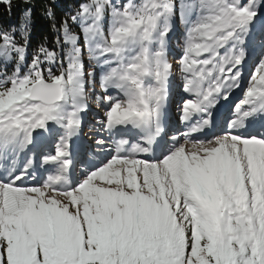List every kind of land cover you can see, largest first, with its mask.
I'll use <instances>...</instances> for the list:
<instances>
[{"label": "snow or ice", "instance_id": "snow-or-ice-1", "mask_svg": "<svg viewBox=\"0 0 264 264\" xmlns=\"http://www.w3.org/2000/svg\"><path fill=\"white\" fill-rule=\"evenodd\" d=\"M45 15L57 47L30 58L31 8L0 27V264H264V0H84L58 25ZM174 20L186 130L143 159L165 130ZM257 30L255 69L221 128ZM90 101L99 131L143 144L119 139L99 163L79 153Z\"/></svg>", "mask_w": 264, "mask_h": 264}, {"label": "trees", "instance_id": "trees-1", "mask_svg": "<svg viewBox=\"0 0 264 264\" xmlns=\"http://www.w3.org/2000/svg\"><path fill=\"white\" fill-rule=\"evenodd\" d=\"M84 2V0H32L30 5H25L23 0H13V5L10 11L6 10L4 6H0V27L9 28L10 26L17 25L20 17L24 10L28 7L32 10V33H31V43L29 45V58L31 57V52L34 48H36L37 44L44 43L50 48L57 47L54 44V37L57 35L56 31L51 27L50 20L45 15V8H50L56 17L57 25L59 24L61 19L70 17L73 15L79 5ZM174 27L177 32L176 38L170 35V56L171 60L175 63L173 64V76L172 79L175 83V86L182 84L181 74L176 71V61L179 59L181 54L180 44L182 43L184 26L178 20H174ZM73 31H78L76 25H71ZM258 38V37H257ZM257 38L251 42L250 48L252 45L257 48L256 53L251 54L250 60H252L253 55L258 56L259 47H257ZM59 50V49H57ZM256 50V49H255ZM255 63H252L254 65ZM251 65V66H252ZM86 67H87V59H86ZM99 83V75L96 77V84ZM113 94H115V90H110ZM98 130L94 128H90V130ZM97 134V133H94ZM29 157L33 154L28 153ZM92 155V154H91ZM90 156V155H89ZM24 155L21 154L19 160H23ZM91 160V158H90ZM19 162V161H18ZM80 173V169L79 172Z\"/></svg>", "mask_w": 264, "mask_h": 264}, {"label": "rangeland", "instance_id": "rangeland-1", "mask_svg": "<svg viewBox=\"0 0 264 264\" xmlns=\"http://www.w3.org/2000/svg\"><path fill=\"white\" fill-rule=\"evenodd\" d=\"M121 2H122L121 0H114V3H116L117 5H119ZM171 35H172V37L176 38L177 32L175 30V27H174V31L171 33ZM258 36H259V31L257 30V32L255 34V37L253 38L252 42ZM246 47L250 48V45H247ZM169 48H170V41H169ZM251 48H252L251 54L256 53L257 48H255L254 45H252ZM169 62L172 63V64L175 63L173 60H171V58H169ZM255 65H253L250 68V64L247 65V63H245V65L243 66V68L241 70V71H243L242 72L243 73V76L246 74V72L248 70H251L250 71L251 73L249 74V77H250V75L252 74L253 70L255 69ZM249 77H248V79H249ZM242 79H243V77H242ZM248 79H247V81H248ZM247 81H246L245 84H242L241 83V87L239 89L234 90L232 92V94H231V96H230V98H229L228 101H221V105H218L217 106L218 115L223 116L225 114H228V106L234 104L237 100H239L240 98H242V90L246 87ZM173 89L175 90L176 87H174ZM94 91L96 93H99L100 92L99 84H96L95 85ZM179 93H180L179 92V89H176V97L174 98L175 99L174 104H179L180 102H182L183 99L187 98V95L186 96H181V98H179ZM167 110L169 111V114H168V116H166L165 130H164V132H165V136L168 139L165 140L164 145L167 144V145L171 146V143H172L171 137L173 135H176V136L180 137V142L183 143L182 133L186 129H185V125L183 123H181L180 120H179V115L180 114H177L176 115V112L173 111L172 106L170 104H169ZM103 112H104V108L102 106L97 105L94 101H90L89 102L88 110L83 115V121L84 122H83L82 130H81V133H80L79 137H80V139H82V135L83 134H86L85 139H86V142L88 141L87 143H89V146L87 147V149H88V151H91V152H93V150H94V147L95 146H92V145L95 144V141L97 139L103 138V139L106 140V146L101 151L102 152L103 151H113V153H111V154H115V141L113 142V146H112V143L111 142L114 139H116V141L118 140L116 138V136L110 137L109 134L107 132H105V131H99V130H93V129H91L90 130L91 132H90L86 128V126H89V122H91L90 127H93L94 129H97V127L99 125L96 122L98 120H100V119L103 118ZM85 118L91 119V121L85 120ZM171 120H174V121H171ZM84 128H85V130H83ZM94 133H98L99 136H98V134H94ZM130 134H132V135H129V136L123 135V136H121V137H124V139H127V140H129V141L132 142V143H129V145L126 146L129 150L131 148V145H134V144H137V143L143 144V139H144L143 138V134H137L135 132V130H133V133H130ZM217 134H219V130L217 131ZM200 138L201 139H204L203 135H201ZM77 140H78V138H75L73 147L75 146V142ZM157 143H159V141ZM163 148H164V146H163ZM76 149L78 151L81 150L79 147H76ZM86 153H88V152H86ZM156 154H157V152L154 153L152 156H148L149 154H147V155L142 154L140 158H143V159H152V158L156 157ZM159 155H160V153H159ZM99 156H100L101 159H105L108 156V154L107 153H105V154H101L100 153V154H98V158H99ZM146 157H148V158H146ZM31 181H32V183H31ZM25 183L28 184V185H32V184L35 183V181L30 179V180L26 181Z\"/></svg>", "mask_w": 264, "mask_h": 264}, {"label": "bare ground", "instance_id": "bare-ground-1", "mask_svg": "<svg viewBox=\"0 0 264 264\" xmlns=\"http://www.w3.org/2000/svg\"><path fill=\"white\" fill-rule=\"evenodd\" d=\"M164 134V133H163ZM163 134H162V137H163ZM157 140L159 141V139L157 138ZM156 143H154V145H155Z\"/></svg>", "mask_w": 264, "mask_h": 264}]
</instances>
